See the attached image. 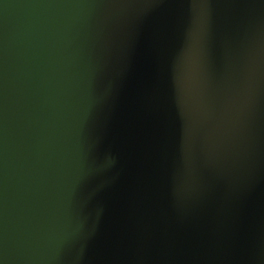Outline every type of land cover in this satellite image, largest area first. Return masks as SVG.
Segmentation results:
<instances>
[{"label": "water", "instance_id": "1", "mask_svg": "<svg viewBox=\"0 0 264 264\" xmlns=\"http://www.w3.org/2000/svg\"><path fill=\"white\" fill-rule=\"evenodd\" d=\"M0 264H264V0H0Z\"/></svg>", "mask_w": 264, "mask_h": 264}]
</instances>
